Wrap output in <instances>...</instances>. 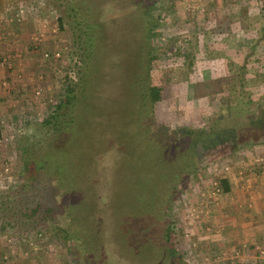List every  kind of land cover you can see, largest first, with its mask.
Masks as SVG:
<instances>
[{"label": "rangeland", "instance_id": "374dc122", "mask_svg": "<svg viewBox=\"0 0 264 264\" xmlns=\"http://www.w3.org/2000/svg\"><path fill=\"white\" fill-rule=\"evenodd\" d=\"M13 1L0 0V55L5 59L0 62V195L28 184L26 196L37 198L48 193L51 199L49 187L45 185L46 191L43 188L51 183L49 173H42L35 180L38 184L26 183L21 172V147L37 158L52 151L55 134L40 123L39 117H45L51 105L63 97L64 74L68 73L75 83L82 77L76 92L89 95L91 106L109 114L100 119L96 110L89 111V129L99 138L97 149L103 150L99 159H106V171L110 167L108 160L119 155L124 158L130 146L126 137L132 134L133 123L139 127L145 123L138 117L143 111L139 109L147 110L148 106L153 110L150 125L155 137L175 146L188 141L189 132H194L198 135L194 141L199 140L201 145L193 148L195 166L209 163L196 172L187 169L181 183L170 187L174 195L167 206L155 215L144 233L137 234H146L144 238L151 245L145 251L147 260L143 264L166 263L162 262L164 250L157 246L166 222L173 224L182 264H264V238L250 240L245 233L241 238L232 231L236 226L230 223V213L221 217L215 200L228 206L234 198L219 194L214 185L229 165L240 167L249 160L253 166H264L263 157L256 156L264 155V123L259 125L263 130L255 131L249 126L250 137L245 134L242 138L251 141L254 136L260 140L234 150L233 133L214 128L220 116L226 118L229 102L239 93L248 98L254 114L264 111V0H148L150 21L144 24L136 19L142 8H134L135 0H107L108 10L124 14L108 22L103 21L101 13L93 18V9L78 10L76 0H16L15 6L6 10ZM18 6H29L30 10L22 20L12 21ZM70 6L76 11L68 10ZM65 13L70 16L65 17ZM92 35L93 46L89 48ZM75 62L79 67H74ZM147 67L151 74L161 71L166 73V80L169 78L152 108L144 79ZM33 115L34 119H30ZM26 119L23 129L15 127ZM237 122L241 123L235 120L232 125ZM99 123L101 132L96 128ZM115 125L123 128L122 142L121 134L113 135L117 133L112 129ZM209 134L222 138L221 143L202 145L203 137ZM205 148H211V153ZM139 160L146 158L141 156ZM182 164L177 160L176 166ZM122 166L121 199L96 206V211L118 221L120 217L114 211L130 201L134 204L133 200L140 204L141 197L150 191V187L137 190L140 180L130 177L129 165ZM146 167L139 169V174L149 172L160 180L162 174L176 172L159 165L154 170ZM54 200L58 202V197ZM147 203L151 204V199ZM83 214L75 222H67V212L61 213L56 217L61 223L60 231L50 234L44 230L41 238L33 240L17 239L10 231L0 234V264H141L124 253L126 247L113 241L111 225L105 218L96 227L92 217L85 218ZM92 228L98 236L89 234ZM84 243L85 249L81 246Z\"/></svg>", "mask_w": 264, "mask_h": 264}, {"label": "trees", "instance_id": "16d2710c", "mask_svg": "<svg viewBox=\"0 0 264 264\" xmlns=\"http://www.w3.org/2000/svg\"><path fill=\"white\" fill-rule=\"evenodd\" d=\"M14 1L6 5V10H10L11 7L15 6ZM76 1L78 10L82 11L83 8L85 11L87 8L93 9L92 12L95 13L93 18L101 13L103 15V21H112L124 15H121L120 12H111L108 10L110 7L107 0ZM102 2L105 3L103 4ZM135 5L134 8H142L141 14H139L136 19L138 21L140 20V22L142 21L143 24L148 23L150 21V16L147 12L148 0H135ZM33 6L31 7L32 10H34ZM76 6L75 8L77 9ZM104 8H106V10ZM68 10L71 12L76 11L72 6H70ZM69 16V13H65V17ZM59 22L62 24L63 18H60ZM61 27L62 25L60 28ZM88 29H92V26ZM88 29L86 32L89 31ZM60 30L62 31V29ZM87 34L90 35V33ZM93 41L94 36L92 35V37L88 39L89 48L93 46L91 45ZM1 43L3 44L5 42L3 41ZM76 45L79 48L78 43H76ZM79 55L83 56L82 54ZM3 60L4 58L0 55L1 63ZM77 64L79 65L78 62H75V68L79 67ZM171 69L174 70L175 68ZM147 70L149 72L145 75L144 79L149 91L147 97L150 100V105L152 103V106H150L152 108L160 98L159 91L166 85L169 78L166 80L164 75L166 73H162L161 71L157 72L153 70L154 72L151 74L148 67ZM81 80L82 77L79 82L75 83L71 80L68 73L64 74L63 97L59 99L58 102L51 105L45 117H39L40 123L45 127H50V130L55 134L56 139L54 140L55 144L53 143L54 146L52 147V151L46 152L42 157L37 158L26 151L27 149L21 147V172L25 181L27 180L26 183L30 185L36 182L38 184L39 182L35 180H38L42 173H49L52 176L49 177L51 183L44 184L43 188L44 191H46L45 185L49 187L51 199H49L48 193L41 194L37 198L26 196V194L28 195V184H20L17 186L16 190L0 195V234L10 231L18 236L17 239H23L24 241L33 240L41 238L44 234V230L50 234L51 232L57 233L60 231L59 227L61 223L56 217L61 213L65 215L67 212L65 218L67 222H75L76 217L79 218V215L84 213L85 215H83L86 216L85 218L89 216L92 217L96 227L101 223V220L104 221L103 219L105 218V222L111 225L109 228H111L110 231H113V238H115H112L113 241L121 248L126 247L125 249L127 251H124V253L132 257L134 256L137 261L143 264L146 258L145 251H149L151 245L148 244V240L144 238L146 234H141V236L137 234L146 229L148 224L154 221L155 215L157 216L160 213L163 206H167L169 199L174 195L170 187L181 183L186 176L185 173L188 171L187 169L196 172L206 167L209 163L207 162L201 165L202 167L199 166L201 168L195 166L196 157L193 155V148L195 146L200 147L201 145L199 144V140L195 139L194 141V138L198 137L194 132H189V137H187L188 141L175 146L167 145L160 137H155L151 131L150 125L154 117L153 110H149L148 106L147 110L144 108L139 109L143 111L139 113L138 117L145 123L140 127L133 123L132 134L131 132L128 134L130 128H127L128 136L126 138L129 139L130 146L125 150V152H127L124 158L119 155L120 157H115L113 161L108 160L110 167L106 171L107 168L103 167L106 159H99V155L103 153V150L97 149V145L99 147V138L97 136L94 137V133L89 129V124L92 123V115L89 114V111L94 112L96 110L95 113L97 112V114H99L100 119H103L106 115L109 116V114H106L104 110L91 106L88 102V98L90 99L89 95L82 96L84 93L81 90V92H76L77 87L81 86L83 83V81L81 83ZM72 101L76 103L73 105ZM229 103L227 108L228 114L226 118H224L225 115H222L223 117L220 116L214 127L215 131L220 127L224 132L230 131L233 133L232 135L236 142V147L234 146L232 150L248 145L253 146V143L260 140V138L256 139L253 136L251 141H245L242 140V138L247 134L249 126L250 129L253 127L255 131L259 129L263 130L264 126L262 127L261 125L259 127V125L264 123V111L260 112L258 115L254 114L255 112L253 111L254 108L252 104L242 93L235 95ZM26 117L28 118L29 116L26 115ZM30 119H34V115L30 117ZM235 120H239L241 123L238 124L237 122L236 126H233L232 123H234ZM243 120H246V122H243ZM27 122L28 119L23 121L22 123L24 124L20 125L21 127L19 128L23 129ZM100 124L101 123L96 127L97 130L99 129V132L102 130ZM112 129L117 132L113 135H122V139L120 140L122 142L123 139H125L123 128L115 125V128ZM213 134L219 135L217 132ZM213 134L203 137L205 140L202 142V145H207L206 142L210 144L214 142V145L215 142L221 143L222 138ZM251 134L255 135L254 133ZM247 135L250 137V134ZM226 138L228 137L226 136ZM262 138H264V135ZM208 146L210 147L211 145ZM177 149H180L178 153H176ZM210 149L211 148H205V150H207L206 152L209 154L211 153ZM169 152L171 153L170 156L168 154ZM157 154H159V157ZM141 156H144L146 160L140 161L139 157ZM177 160L183 161L182 166H176ZM122 164H125V166L126 164L129 165L130 170H132L129 175H133L130 176L131 178L135 177L136 181L138 179L140 180V187L137 188V190L140 188L146 190V188L150 187V191H146L147 195L145 198L144 196L141 197L140 204L133 200V202H135L134 204L130 201L127 205L125 204V206L120 207L119 211H114V202L121 199L119 187L122 185V178L119 173L124 170ZM158 165L160 168H167L168 170L175 169L176 172L171 174L170 171L169 173L162 174L161 177L163 178L161 180L158 179L157 176L151 175L149 172H141L139 174V169L145 170L144 167L147 166L150 170H154ZM75 166H78V169H73ZM115 167H118V169L114 172ZM194 167L196 168L194 169ZM125 170L127 171V169ZM108 174L111 175L109 176ZM128 176L126 179H128ZM174 176L178 177L173 181ZM217 189L223 194L230 191L226 178H219ZM55 196L58 197V202L54 200ZM148 199H151V204L147 203ZM110 201L113 203L111 211H114L115 216L118 215L120 217L119 221L116 217L111 218L109 215V217L106 215L105 217L104 214L98 212L99 209L96 208V206H99L97 203L107 204ZM96 209H98V211H96ZM122 209L129 210L130 212H122ZM121 213L127 214L126 216H122L123 214ZM130 215L132 217H129ZM136 215L137 218H135ZM140 220L141 223H139ZM124 221H126V223H124ZM142 222L144 224H142ZM97 230L99 231L100 227L99 229L97 228ZM162 230V235H158L160 240L157 243V246L160 249L162 248L161 250H164L165 261L162 260V262H166L165 264H182V255L179 254L175 242L176 235L173 224L171 222H166ZM65 233H67V231H65ZM89 234L98 236V232L93 228ZM116 236L118 238H116ZM125 244H127V246ZM84 245L87 246V244H81L83 249H85ZM82 248L80 249L82 250Z\"/></svg>", "mask_w": 264, "mask_h": 264}, {"label": "crops", "instance_id": "0c3cea01", "mask_svg": "<svg viewBox=\"0 0 264 264\" xmlns=\"http://www.w3.org/2000/svg\"><path fill=\"white\" fill-rule=\"evenodd\" d=\"M256 156L264 159L262 154ZM254 158L252 157V159ZM228 167L225 168L227 172L220 173L216 181L218 182L219 178H226L230 191L225 195L229 194L234 199L229 202L228 206L218 203V199L215 200L216 207L219 206V215L223 217L227 212L230 213V223L239 227V229L232 227V231L236 232L241 238L245 233L247 239L261 241L264 238V166H253L252 162L248 160V163L240 167ZM214 185L215 190L219 194H223L217 189L216 182H214Z\"/></svg>", "mask_w": 264, "mask_h": 264}, {"label": "built area", "instance_id": "2783aa9c", "mask_svg": "<svg viewBox=\"0 0 264 264\" xmlns=\"http://www.w3.org/2000/svg\"><path fill=\"white\" fill-rule=\"evenodd\" d=\"M31 6V5H30ZM28 7L29 6H25V7H22V6H18V8H15V15H12V21H14V19H15V21H20V20H22V18L28 13V11L30 10V9H28ZM1 22H0V33H1ZM1 38V37H0ZM3 61H5V59L3 60ZM1 62V61H0ZM19 124H16L15 125V127L16 128H19V127H21L20 125H23L24 123H22L21 121H19L18 122ZM261 162L260 163H262L263 162V160L261 159L260 160Z\"/></svg>", "mask_w": 264, "mask_h": 264}]
</instances>
